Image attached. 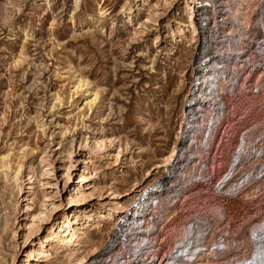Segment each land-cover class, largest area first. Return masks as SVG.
Segmentation results:
<instances>
[{
  "label": "rangeland",
  "instance_id": "obj_1",
  "mask_svg": "<svg viewBox=\"0 0 264 264\" xmlns=\"http://www.w3.org/2000/svg\"><path fill=\"white\" fill-rule=\"evenodd\" d=\"M187 1L193 9L195 0H0V264L81 256L106 264L118 222L152 184L174 204L155 264L174 252L172 235L202 217L207 235L218 226L216 241L235 240L240 256L250 255L248 234L264 219V189L248 193L256 173L264 176V32L243 36L239 55L254 62L219 93L227 110L211 149L194 157L191 180L174 181L194 63L210 35L191 36ZM259 3L253 14L264 19ZM245 135L253 144L225 181ZM227 181L241 195L225 193ZM116 204L121 213L103 219ZM64 222L71 230L62 237L76 229L77 239L30 258L38 244L49 249V229Z\"/></svg>",
  "mask_w": 264,
  "mask_h": 264
},
{
  "label": "bare ground",
  "instance_id": "obj_2",
  "mask_svg": "<svg viewBox=\"0 0 264 264\" xmlns=\"http://www.w3.org/2000/svg\"><path fill=\"white\" fill-rule=\"evenodd\" d=\"M191 3L187 1V22L190 24L191 36L195 38L200 32L202 34L209 32L210 35L203 39L199 56L194 63L195 76L193 87L186 103L183 118L181 132L182 147L178 152V161L176 160L177 163L173 165L171 170V174L173 175L172 179L174 181H180L183 184L187 183L184 178L185 176L188 175V180L192 178L190 173L195 162L193 160L194 157L202 154L203 149H211L215 132L221 124L227 110L222 99L223 93L228 90V83L231 84L230 87H236V80L239 77L237 75L241 71L237 73L238 71L235 70H239L238 67L247 66L254 62V59L251 57L242 60V52L239 55V52L242 50V45L244 51L245 43L248 40V38L246 40V37L243 38V36L251 30L257 31L262 29L264 32V19L260 18V13L258 12L253 14V10L258 6L259 0H231V2L230 0H195L193 9L190 7ZM263 3L264 0H262V5ZM263 8L264 5L261 9ZM194 21L198 23L197 28ZM228 32L232 33L229 38L226 35ZM217 38H219V41H215ZM258 51L261 52L260 55L263 54L264 39ZM220 92L222 93V98L220 97ZM229 92L231 95L235 93L233 89L229 90ZM210 124L212 126L206 131V128ZM206 132H208V137L204 139ZM258 135L255 134V138ZM240 141V149L235 155H232V162L230 164L231 171L224 177L225 181L227 179L234 180L233 172L239 167L238 165L245 157V147L247 148V145L252 143L248 135L242 136ZM256 146L258 147V145ZM174 155L175 152L172 151L164 160V167L169 166V162ZM260 155H264V151H261ZM256 158L259 160L261 157ZM247 165L249 164L247 163ZM181 178H184V180H181ZM252 179H254V184L250 186L248 191L251 197L258 192H256L257 189H264V176L259 177V174L256 173ZM228 182L224 184L225 193H239L238 195H241V188L231 185ZM157 187L152 184L145 190H142L133 206L121 217L110 244L106 248V264H129L132 256L134 257L135 255H138L137 264H146L143 260L146 253H148L146 260H150L149 264H155L154 258L161 248L159 243L163 230L161 226L169 220L171 209L174 206L169 199L170 197L167 198L165 195V197L163 195L160 196L161 193ZM123 209L124 207L116 204L106 214L109 217L102 216V218L106 220L112 219V217L120 214ZM217 212L219 217L224 216L223 210H218ZM148 214L150 218H148ZM196 220L198 222V219ZM199 221L201 222L200 225L199 223L197 225L194 224L195 221L186 224L187 227L185 228L183 236L178 234L175 236L172 235L174 237V252L170 254V258L166 264H227L224 261H228L229 264H264V219L258 225L256 224L257 226L252 228L248 234L249 240L247 239V243L252 244V250L248 252L250 253L249 256L247 255L248 257L245 255V258L242 257L243 255L240 256L241 249L243 248L242 243H237L235 240L228 241L225 238L222 241H216L214 232L218 226L213 227L212 234L209 233L207 235L205 233L206 218L203 219L202 217ZM70 230L69 223L65 222L56 227H51L46 239L48 242H51L49 249L43 244H38L39 246H36L37 248L29 252V257L35 259L44 258L57 244L64 242L70 244L74 242L78 234L75 231L76 229H73V232L69 233L66 237H62ZM231 259L232 261H230ZM88 262L85 256H81L77 257L72 264H88ZM90 264L98 263L95 261Z\"/></svg>",
  "mask_w": 264,
  "mask_h": 264
}]
</instances>
